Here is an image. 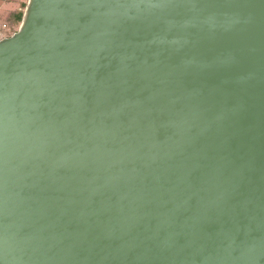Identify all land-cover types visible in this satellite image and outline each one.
Returning <instances> with one entry per match:
<instances>
[{
	"label": "water",
	"instance_id": "95a60500",
	"mask_svg": "<svg viewBox=\"0 0 264 264\" xmlns=\"http://www.w3.org/2000/svg\"><path fill=\"white\" fill-rule=\"evenodd\" d=\"M0 264H264V0H27Z\"/></svg>",
	"mask_w": 264,
	"mask_h": 264
},
{
	"label": "crops",
	"instance_id": "0c3cea01",
	"mask_svg": "<svg viewBox=\"0 0 264 264\" xmlns=\"http://www.w3.org/2000/svg\"><path fill=\"white\" fill-rule=\"evenodd\" d=\"M22 1L24 0H0V17L7 18L9 22L20 25V21L16 19V14L21 12L20 2ZM4 24L7 25V22L0 20V29H4L2 28ZM0 36L3 37V33H0Z\"/></svg>",
	"mask_w": 264,
	"mask_h": 264
},
{
	"label": "rangeland",
	"instance_id": "374dc122",
	"mask_svg": "<svg viewBox=\"0 0 264 264\" xmlns=\"http://www.w3.org/2000/svg\"><path fill=\"white\" fill-rule=\"evenodd\" d=\"M26 2H27V0L25 1H22V2H20V10L23 12L24 11V9H25V6H24V4H26ZM13 17V16H12ZM0 20H2V21H5V22H7V27L8 28H4V25H3V27L2 28H4V29H0V33H3V37H7V36H10L11 34H13L17 29H18V27H19V24H16V23H11V22H9L8 21V19L6 18V19H4V17H0ZM3 30V31H2ZM1 37V36H0ZM3 37H1V38H3Z\"/></svg>",
	"mask_w": 264,
	"mask_h": 264
},
{
	"label": "trees",
	"instance_id": "16d2710c",
	"mask_svg": "<svg viewBox=\"0 0 264 264\" xmlns=\"http://www.w3.org/2000/svg\"><path fill=\"white\" fill-rule=\"evenodd\" d=\"M24 6H26V4H24ZM22 16H23V12L22 11L19 12L18 14H16L17 21H20L21 22Z\"/></svg>",
	"mask_w": 264,
	"mask_h": 264
},
{
	"label": "built area",
	"instance_id": "2783aa9c",
	"mask_svg": "<svg viewBox=\"0 0 264 264\" xmlns=\"http://www.w3.org/2000/svg\"><path fill=\"white\" fill-rule=\"evenodd\" d=\"M4 28H8L6 25H4Z\"/></svg>",
	"mask_w": 264,
	"mask_h": 264
}]
</instances>
